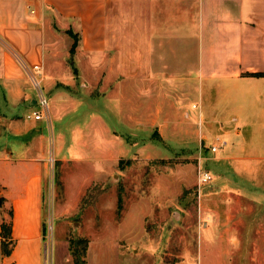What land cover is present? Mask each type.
Returning a JSON list of instances; mask_svg holds the SVG:
<instances>
[{
	"label": "crops",
	"instance_id": "crops-1",
	"mask_svg": "<svg viewBox=\"0 0 264 264\" xmlns=\"http://www.w3.org/2000/svg\"><path fill=\"white\" fill-rule=\"evenodd\" d=\"M55 26L65 43L77 36L72 54L55 52ZM33 66L40 67L51 122L86 120L73 126L71 149L59 131L53 154L65 162L83 155L89 136L94 146L116 137L110 120H191L178 105L191 91L198 95L193 120H205L207 132L242 137L251 115L249 148L236 144L217 157L221 180L206 188L199 216L200 252L203 238L215 233L227 245L221 256L230 252L241 219L206 204L243 194L264 206V0H0V193L12 212L13 242L3 254L0 235V264H74L67 239L55 235L45 245L43 182L53 133L31 116ZM208 92L215 96L206 106ZM230 120L241 129L227 130ZM250 216L264 222V213ZM87 239V264H119L121 240ZM188 250L174 264H184Z\"/></svg>",
	"mask_w": 264,
	"mask_h": 264
},
{
	"label": "rangeland",
	"instance_id": "rangeland-1",
	"mask_svg": "<svg viewBox=\"0 0 264 264\" xmlns=\"http://www.w3.org/2000/svg\"><path fill=\"white\" fill-rule=\"evenodd\" d=\"M55 31V52H70L72 44L65 43L57 27ZM81 95L87 97L84 93ZM214 96L206 93L204 104L209 106ZM178 101L191 120H176V124H170L172 120H110L114 127L112 134L116 137L94 146L93 137L89 136L81 146L85 151L83 155L71 156L67 162L55 156L59 155L61 144L59 131L66 143H72L71 149L75 145L73 126L81 128L86 120L79 117L57 125L51 122L49 110L45 122L50 136L51 130L53 133V147L50 140L43 182V228L47 248L55 235L65 239L96 237L123 242L119 264H174L185 256V248L190 252L184 264H264V231L255 230L264 222L250 216L264 213V206L256 205L243 194L242 198L217 196L207 202L206 208L211 213L236 214V219H241L242 231L241 236L233 238L229 253L221 256V250L225 251L227 245L217 233L211 234L209 240L203 238L205 249L203 254L200 252L204 234L199 231L202 197L206 188L216 186L221 180L217 175H222L220 163H215L217 157L236 144L237 150L249 148V134L255 130V120H251L253 117L249 114L247 117L251 119L243 120L245 136L242 137L212 129L207 132L205 120H193L197 109H191V104L198 103L197 93L188 92ZM220 107L224 115L231 108L228 100ZM251 112L255 115V110ZM229 123L232 126L227 130L241 129L237 120ZM101 127L98 124L96 128L104 133ZM222 139L226 140V146L212 153L209 146ZM200 168L210 171L214 180L199 183ZM2 196L0 193V219L8 223L10 206ZM118 198L120 209L117 208ZM226 222L232 224L233 220ZM46 263L50 264L49 260Z\"/></svg>",
	"mask_w": 264,
	"mask_h": 264
},
{
	"label": "built area",
	"instance_id": "built-area-1",
	"mask_svg": "<svg viewBox=\"0 0 264 264\" xmlns=\"http://www.w3.org/2000/svg\"><path fill=\"white\" fill-rule=\"evenodd\" d=\"M40 70L39 66H33L32 72L29 73V80L35 90V99L37 109L32 111L31 116L35 120H45L48 121L49 118V100L44 93L40 79L37 77L36 72ZM194 107V105H193ZM226 145V140L222 139L219 143H215L209 146V150L212 153H217ZM213 180V175L207 169H199L198 171V182L199 183H209Z\"/></svg>",
	"mask_w": 264,
	"mask_h": 264
},
{
	"label": "trees",
	"instance_id": "trees-1",
	"mask_svg": "<svg viewBox=\"0 0 264 264\" xmlns=\"http://www.w3.org/2000/svg\"><path fill=\"white\" fill-rule=\"evenodd\" d=\"M73 43L70 48V53L72 54L74 52V49L77 45V36L73 35ZM120 198H118V204L117 208L120 209ZM11 210L9 211V222L1 221V247L3 254L7 255L10 253L11 245H12V238H11ZM68 249L70 251V254L73 259L74 264H87L86 260V250L88 245V239L87 238H68Z\"/></svg>",
	"mask_w": 264,
	"mask_h": 264
}]
</instances>
